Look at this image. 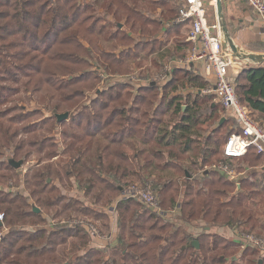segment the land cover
Wrapping results in <instances>:
<instances>
[{
  "label": "trees",
  "instance_id": "16d2710c",
  "mask_svg": "<svg viewBox=\"0 0 264 264\" xmlns=\"http://www.w3.org/2000/svg\"><path fill=\"white\" fill-rule=\"evenodd\" d=\"M155 8L161 11L159 19H154ZM177 13L179 9L176 12L156 0H0V73L4 80L15 82L13 87H3L0 94V108L13 104L0 109V148L14 149L15 157L27 158L23 150L43 136L41 145L51 140L50 147L55 149L54 138L38 132L43 131L44 122L57 126L56 116L13 130L11 125H21L33 117L19 102L24 98L38 101L36 95L41 93L42 105L54 115L79 105L78 98L96 86L103 71L109 76L122 75L126 65L132 63L125 68L127 71L134 64L140 67L148 62L156 52L154 46L147 50L144 40L134 35L152 38L162 23L173 21ZM165 56L159 54V60ZM89 59L98 62V74L88 67ZM180 73L183 86L175 83L178 79L174 76L161 89L152 84L154 79L140 87L117 80L100 89L64 123L69 126L61 132L64 147L49 149L38 167L24 175L27 194L0 188V212L5 214L0 225V264H259L260 259L264 264L260 248L236 243L217 232L228 226L238 232L264 234V182L255 172L242 180L243 191L238 192L237 183L215 169L207 174L201 171L208 164L227 160L220 138L210 135L204 147L193 139L202 135V125L215 118L218 109L207 103L211 114L204 115L205 101L197 97L182 112L184 95L172 93L182 92L188 86L185 82L201 90L205 83L189 71ZM233 84L241 103L264 120V64L244 68ZM161 90L164 95L155 102ZM145 104L152 109L142 110ZM162 106L173 108L182 118L170 126L165 118H157ZM233 132L228 130L225 138ZM22 133L30 139L17 141ZM175 147L192 152L187 168L178 169L176 163H169L173 161L159 164L165 149L173 151ZM250 153L247 159L228 161L240 173L248 159H260L255 152ZM3 156L5 153L0 151V181L20 178L19 170ZM55 157L60 160L56 162ZM160 169L166 170L167 180L158 193L154 188L156 207L133 198L117 199L124 184L142 181L146 176L149 183ZM186 169L191 177H187ZM178 172L184 179L181 184ZM193 172H198L197 177ZM63 176L72 178L93 205L100 203L104 195L106 203L117 199L116 245L91 246L90 231L75 219L58 227L56 224L53 229L40 228L47 222L46 213L51 218L61 214L88 216L103 220L101 225L109 229L107 212L60 192L54 180H62ZM178 205L180 214L174 212ZM35 206L41 211L36 212ZM156 208L171 212V217H162ZM189 226L203 231L195 236L188 232ZM193 240L200 242L199 248Z\"/></svg>",
  "mask_w": 264,
  "mask_h": 264
},
{
  "label": "crops",
  "instance_id": "0c3cea01",
  "mask_svg": "<svg viewBox=\"0 0 264 264\" xmlns=\"http://www.w3.org/2000/svg\"><path fill=\"white\" fill-rule=\"evenodd\" d=\"M156 1L165 2L166 4H169L173 0H156ZM204 1L207 5V8H209L210 11L214 8L215 15H216L215 18L218 21H220V23H221V18L219 17V12H218V0H204ZM221 2H222L223 19L226 22L228 33L230 34V38L232 40V43L237 47V49L239 51H245V52H249V53L262 55L263 61L254 62V61H250L248 59H244L243 57H241L238 54L235 55L234 54L235 52H233V50L229 44L227 46H225V42L227 41L226 32H225L224 27L222 26V23H221L222 33H221V30L220 31L216 30L215 32L217 35L221 34V35H219V37L222 40L224 48L226 50H231L233 52V54L237 58H239L238 60L243 62L244 68L264 64V32H263V23H262L261 19L257 16V14L253 11V9L248 5V3L244 2V1L221 0ZM172 8L175 10V7H172ZM160 13H161V11L159 10L157 14H160ZM177 16L178 15H176V17L174 18L173 21L170 20V21H166L165 23L164 22L162 23V25L160 26V31L157 32L152 37L153 43L150 40L151 38L150 39L149 38L144 39V45L143 46L146 47L147 50L154 46V49L156 51L155 53H153L151 55L150 59L152 57H157V60H159L158 55L161 54V55H166V56H165L164 60H163V58H161L160 61L172 60L169 63L174 62V64H171V66H170V64L169 65L167 64L168 65L167 67L169 68L168 78L165 81H163L161 83V85L156 82V79L153 81L152 84H158L160 89H161L165 85H167L172 80V78H174V76H175L178 79V81H175V83L183 86V81L180 78L182 73H180V72L185 70V71L191 72L195 77L196 76L199 77V82L203 81V84L205 83L204 84L205 87L203 89H207L209 87H212L215 83V76L213 75L212 72L207 71L208 69H207V63L206 62L198 61V60L188 61V62H184V63L179 62L180 59L188 58L192 48L194 47V43L188 39V34H189L190 29H191V24L188 22L176 21ZM207 16H208V12H207ZM208 20H209V18H208ZM209 22H210V20H209ZM217 23H219V22H217ZM119 26L122 27V24H119ZM191 63H192V65H191ZM243 69H241V70H243ZM241 70H239L236 67L231 68L229 77L232 80V82L236 81V78H237L239 72H241ZM174 74H176V75H174ZM185 84H187L188 86H186V88L181 89V91L186 92L185 94L182 93L184 95V99L182 100L183 101L182 112H186L188 105L192 104V102L198 97L199 101L200 100L205 101L204 103L206 104V107L204 106L203 111L205 110V111H207V113L204 115H207L209 117L211 114L210 110L207 109V103H209V105H211L212 108H217L218 109L217 114H219L218 117H216V114H215V117L217 119V126L213 127L211 132L210 131L208 132V134L205 136V139H202V136H203V131H202L201 136H199V137L196 135L193 136L194 141L196 139H198L201 142V145L203 146L204 142L206 141V139L210 135L213 136L214 139L217 138V134L213 133L214 130H218V129H220V127H223L222 129L223 130L225 129V131H226L224 133V137L222 140L223 142L221 141L223 144V146L221 144V148H222V152H223L224 145L226 143V140L228 139V137L225 138V134L227 133V131L228 130L232 131V129H233L235 132L238 130L236 128V123L233 119L232 113L227 112L223 108V106L221 105V103L219 102V100L217 99V97L214 94H206V93H204L203 89L201 90L199 88H196V86H191L187 82H185ZM143 85H146V83H144V84L141 83L139 85V87L143 86ZM179 93H181V92L180 91L179 92L177 91L175 93L173 92L172 96L177 95ZM163 95H164V90H161L160 99H162ZM187 99H189V100L187 101ZM248 109H249V107H248ZM172 115L179 116L178 120H180L182 118L181 114L178 112H175L173 110V108L169 110V108L165 109L162 106L159 109L157 118H165V121L169 122L170 123L169 125L172 126L175 122L174 119L171 117ZM251 115H252V117L254 115H258L259 117L261 116L258 112H251ZM170 118H171V120H170ZM260 119L264 122V120L261 117H260ZM210 120L211 119H209L206 122V124ZM255 121L257 123H259L262 127H264L263 126L264 124L260 123L257 120H255ZM226 123H228V126ZM203 128H204V125H202L201 130H203ZM219 133H221V132H219ZM193 144H196V143H193ZM197 145H198V143L196 144V146ZM251 151L255 152L254 149H251L249 151V153L246 156H244L242 159H245V158L247 159L249 157V155L252 154V153H250ZM179 153L187 155L188 157L186 160H187V163L190 164V162H191L190 159L193 158L190 156V154H192V152H185L182 148L179 151ZM253 155H254V153H253ZM255 155L260 156L259 160H255L257 162H262L260 165H252L250 159H248L247 166H246L244 171L240 172V176L235 178V179L230 178L231 180H233L237 183L238 192L243 191L242 190V180L246 179L249 175H253L255 172L257 174H259V177L262 178V182H264V154H258L255 152ZM170 160L174 161V159H170ZM237 160H239V159H237ZM198 161L200 163V166L203 165L201 158H199ZM176 165H178V164L176 163ZM215 170L217 172L223 174L224 176L228 177L223 171H221L219 169H215ZM185 171H186L187 177H191V173L189 172V170L186 169ZM201 171L204 172V174H207L209 172V168H205L204 170L202 169ZM192 174L194 177H197L198 172H193ZM146 177H144L143 183L144 182L148 183L146 180L148 177L147 178ZM49 179H48V182H50ZM118 198H121V195H119L117 197V199ZM117 199L112 201L111 204L109 205V212L107 213L108 214V220L106 222V223H108L109 229H107L108 234L106 235V239H104V240L99 239L95 235H93L92 232L90 231V234L92 235L91 246H93V247H104L107 245L113 246V245L117 244V234H118ZM35 207H37V206H35ZM35 207H34V209H35ZM39 211H41V209ZM174 212H176V214H180V205H178V207L174 210ZM157 213H159L164 218L171 217V212L166 213L164 211H161V213H160V211H159ZM176 214H174V216ZM44 216L47 217V222L44 223L43 225H41L40 228L45 227L48 229H53V224H52V222H50L51 217L48 216L46 213L44 214ZM80 224H82V223H80ZM85 227L88 230L89 227H87V226H85ZM30 228H32V227H30ZM194 229H197V228H191L190 230H194ZM198 229H200V228H198ZM190 230L188 231L189 233H191L195 236L199 235L200 231L197 233H194V232H191ZM206 230H208L207 227H206ZM225 230L228 231L227 234L225 233ZM217 232L227 239H230L236 243H240V241L237 238L238 231L234 228L225 226V227L220 228L219 231H217ZM194 241H198V240H193V242ZM199 247H200V242H199ZM199 247H197V248H199ZM247 247H252V246H247ZM260 261L263 262V259L259 260V264H262V262L260 263ZM66 264H68V263H66Z\"/></svg>",
  "mask_w": 264,
  "mask_h": 264
},
{
  "label": "rangeland",
  "instance_id": "374dc122",
  "mask_svg": "<svg viewBox=\"0 0 264 264\" xmlns=\"http://www.w3.org/2000/svg\"><path fill=\"white\" fill-rule=\"evenodd\" d=\"M173 1L170 2L167 5H168V7H175L176 11H177L178 8H180L182 2H184V0H182V1L181 0H173ZM157 9H159V8H155L154 11H156ZM158 11L159 10L154 12V14H155L154 15V19H159V17H161L159 14H157ZM207 12H208V18L210 20V23L214 24V23L219 22L220 30H221V33H222L221 23H220V21H218L215 18L216 15H215L214 8L211 11H210L209 8H207ZM151 27L153 28V27H156V26H151ZM128 30L129 29H127V31ZM219 35H221V34H219ZM134 37L136 39H141L142 38L141 40L146 39L145 36H141L139 34H135ZM150 40L152 41V38ZM83 42H85V41L83 40ZM152 43H153V41H152ZM127 44H131V42H129ZM103 47H105V46H103ZM68 50H73V48H69ZM9 61H11V60H9ZM149 61L141 63L139 65L140 67H138L137 64H134L133 65V69L132 70H127V71L125 70V68L128 66V69H129L130 68L129 66H132V63L130 65H126L123 68V74L122 75L121 74H115V75L109 76L107 73H105L103 71V77L101 78V80L99 82H97L96 86L94 88L86 90V96L78 98V99H80V104L79 105L89 103L92 98H95L96 94H98L100 89L106 88L107 85L116 83L117 80L123 81V82H129V83L131 82L134 87H139V85L141 83L144 84V83H147L149 80H152V79L155 80L156 79V82H158L161 85V83L163 82V80L161 78L164 76V73L166 72L167 66L169 64L171 66V64H174V62L173 63H169L172 60L160 61V60H157V57H152L151 59H149ZM89 63L90 64H89L88 67H90V69H92V71H95V74L96 73L98 74L99 73L98 72L99 70L97 69L98 62L96 60L92 61V60L89 59ZM10 69H12V68L10 67ZM2 77H5V76H4L3 73H0V94L2 93V88L3 87L8 88V87L15 86V82L14 81H12L10 79L4 80L5 78H2ZM65 79H67V78H65ZM132 91L134 93L135 90H132ZM159 92L161 93V91H159ZM181 93L185 94L186 92L182 91ZM36 98H37L38 101H36L35 99H34V101L29 100V99H32V98H29V99L28 98H24V99H22V101L19 102V105H21L23 111L25 113H28L29 115H33V117L32 116L28 117L29 119H27L21 125L20 124H16L14 126L11 125L13 130L18 129V128L22 129L24 126H27V125L33 123V121H41V120H43V122H44L45 119H47V118L52 119L53 117H55L54 113H52L50 110H46V108L42 105L43 97H42L41 93L36 95ZM9 99H11V96H9ZM158 100H160V94H158V96L155 98V102L158 101ZM11 105H13V104L9 103L7 105H4L0 109H6L7 107H9ZM79 105H77L75 107H72L71 109L66 110V111H68L70 114H74L79 109L78 108ZM148 108L152 109V106H149L147 104L142 106V110H146ZM18 111H20V110L14 111L10 115H14ZM66 111L62 110L59 113H64ZM150 112H151V110H150ZM150 112H149V117L151 115ZM206 113H207V111L204 110V114H206ZM218 116H219V114H216V117H218ZM69 117H70V115H69ZM147 117H148V115H147ZM171 117L174 119V121H178V119H179V116H177V115L176 116L172 115ZM216 117L213 118L212 120H210L207 124L206 123L203 124L204 128L202 130L203 131L202 139H205V136L208 134V132L209 131L211 132L212 128L217 126ZM253 119L259 121L262 124H264V122L260 119V117L258 115H254ZM4 121H5V124L7 126H10L7 123V119H5ZM67 121H68V119L63 121L60 124L56 123L57 126L52 125L50 122L46 123V124L44 122V126H43V129H42L43 131H39L38 134H41V135H44V136L53 137L54 140L57 142V145H56L55 149L56 150H61L64 147V140L62 138V133L61 132L63 130H65V129L69 128L68 125H64V123L67 122ZM75 132L81 133L79 129H76ZM225 132H226L225 129L224 130L222 129L221 133H217V137H219L221 139V141L223 140V136H224ZM17 138H18L17 141L21 140V139H26V140L30 139V137H26L25 134H23V133L19 134ZM42 138H43V136L38 138L39 142L34 144V146H26V148L23 150V153H25V154L28 153L29 156L27 158L15 157L14 149L7 150V149H3V148L1 149L0 148V151L5 153V156H3V159H5V161H8V159L11 158V157H13L16 160H23V164L19 168H16V169L19 170V172L21 174L20 178L14 176V178L11 179L8 183H2V181H0V188L1 189H5L7 191H9V190L16 191L17 190V191H20L23 194H27L29 188H27V186H26L27 184H26V181L24 179V175L26 173H28V172H31V169H33L35 167H38L37 163L39 162V160L44 158L46 152L49 149H52L50 147L51 140H48L44 144V146L41 145V139ZM39 148H42V151H40ZM55 149H52V150H55ZM170 149L171 148H166L165 149V154L163 155V158L159 161V164L160 165H164L167 162L171 161L170 159H174L173 162H169V163H177L178 164V166H177L178 169L180 167H182L184 169L187 168L188 167V163H187L186 159H187L188 156L185 155V154L179 153L180 150H178V148H176V147L173 148V151L172 150L170 151ZM62 159H63V157H62ZM54 160L56 162H58L60 160V158L58 159V157H55ZM219 162H221V161H216L215 163H213V165L212 164H208L205 167L209 168V169H217L216 166L218 165ZM43 163H45V160H44V162H42V164ZM261 163L262 162H257V161L251 162L252 165H260ZM156 174H154V176L149 181V183L144 182L142 184L141 182L143 180L142 181L141 180H139V181L135 180L136 183L129 182L127 184H124L123 187H125L127 185H130V184H136V185H138L140 187L149 186L152 189H154L156 187L157 188V193H158L159 186H161L167 180V178H166L167 177L166 176V170H161L160 169L158 171V173H156ZM177 175H178L179 183L180 184L183 183L184 179H183V176L181 175V173L178 172ZM21 178H22V180H21ZM72 181H73L72 178L70 180V178H68L66 176H63L62 180H59L57 178H55V180H54V182L60 187V192L61 193L67 194L68 196L70 195V196H73V197H77V198L81 199L82 201H84L86 204L90 205L91 207H95V209H97L99 211H103V212H107V213L109 212V205L111 204L113 199L106 203V200H105L106 195H104L103 196L104 199L102 201H100V203L93 205L91 203L90 196L86 195L85 192L83 190H81V188L78 187L77 183L74 182V181L72 183ZM182 196L183 195L180 196V199L182 198ZM156 199H157V196H156ZM58 207H59L58 209H62V208H60V206H58ZM54 218L55 217H52L51 218L52 220L50 219V222H52L53 227L56 224H57V227H58V224L59 225L69 224L68 221H71V220L75 219L76 221H74V222H81L82 224L88 226L89 227V229H88L89 231L92 230V227L96 228L97 232L94 235L97 238H99V239H102V240L106 239V235L108 234L107 230L104 228V226L101 225L103 220H95V219H92L91 217L82 216V215H74L73 217H67L65 214H63V215L61 214V215L57 216L55 219ZM27 227L30 228L31 226L27 225ZM190 229H191V227L189 226L188 227V231ZM202 230H203V228H200V229L197 228V229L190 230V231L194 232V233H197V232L202 231ZM217 231H219V228L217 229ZM225 233L227 234L228 231L225 230ZM242 233H244V232H242ZM251 233H254V232H251ZM1 235L2 234H0V237H1ZM259 236H260V234H259ZM261 237L264 238V234H261Z\"/></svg>",
  "mask_w": 264,
  "mask_h": 264
},
{
  "label": "built area",
  "instance_id": "2783aa9c",
  "mask_svg": "<svg viewBox=\"0 0 264 264\" xmlns=\"http://www.w3.org/2000/svg\"><path fill=\"white\" fill-rule=\"evenodd\" d=\"M240 1L248 3L261 19L264 32V0ZM176 21L191 23L188 39L194 43V47L188 58L180 59L179 62L184 63L198 60L207 63V71L213 73L215 83L212 87L203 91L206 94H214L223 108L227 112L232 113L236 123L238 130L228 137L223 148V154L227 160H222L216 166L217 169L223 171L229 178L235 179L240 176V173L228 160L244 157L251 149H254L258 154H264V127L253 119L251 111L246 105L241 103L236 93L235 85L229 77L232 67L241 70L244 68V64L238 60L239 58L231 50H226L223 47L222 40L215 32L216 30H220V25L219 23L211 24L209 22L207 5L204 0H184L179 8ZM168 74L169 68L167 67L161 79L165 81L168 78ZM121 197L137 199L153 207L157 205L155 190L149 186L127 185L122 188ZM4 218L5 214L0 212V225L3 224ZM90 231L94 235L97 229L92 227ZM237 238L246 246L258 247L264 253L263 237L251 232H238Z\"/></svg>",
  "mask_w": 264,
  "mask_h": 264
},
{
  "label": "water",
  "instance_id": "95a60500",
  "mask_svg": "<svg viewBox=\"0 0 264 264\" xmlns=\"http://www.w3.org/2000/svg\"><path fill=\"white\" fill-rule=\"evenodd\" d=\"M218 12H219V17L221 18V23H222V26L224 27V30L226 32V38H227V41L225 42V46H227L228 44L231 46L233 52H235L234 54H238L240 55L241 57H243L244 59H248L250 61H254V62H261L263 61V56L260 55V54H254V53H249V52H245V51H239L237 49V47L232 43V40L230 38V34L228 33V29H227V26H226V22L224 21L223 19V14H222V2L221 0H218ZM121 26V25H120ZM224 47V45H223ZM192 65V63H191ZM69 115L70 113L68 111L64 112V113H56L55 116H56V119H57V123L60 124L62 123L63 121L67 120L69 118ZM224 120V119H223ZM8 162L14 166L15 168H19L22 164H23V160H16L14 159L13 157L9 158L8 159ZM50 181V179H49ZM36 212H39V208L38 207H35L34 209ZM193 244L196 246V247H199V242L198 241H194ZM262 261H260L261 263Z\"/></svg>",
  "mask_w": 264,
  "mask_h": 264
}]
</instances>
